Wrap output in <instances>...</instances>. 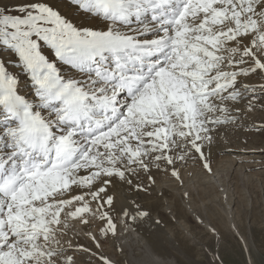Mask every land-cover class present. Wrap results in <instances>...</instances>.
Segmentation results:
<instances>
[{
	"label": "snow or ice",
	"instance_id": "1",
	"mask_svg": "<svg viewBox=\"0 0 264 264\" xmlns=\"http://www.w3.org/2000/svg\"><path fill=\"white\" fill-rule=\"evenodd\" d=\"M63 7L0 3V264H117L116 218L150 213L113 190L181 181L189 161L212 173L219 138L264 134V115L247 124L264 114V0Z\"/></svg>",
	"mask_w": 264,
	"mask_h": 264
},
{
	"label": "rangeland",
	"instance_id": "2",
	"mask_svg": "<svg viewBox=\"0 0 264 264\" xmlns=\"http://www.w3.org/2000/svg\"><path fill=\"white\" fill-rule=\"evenodd\" d=\"M51 1L68 13L65 0ZM14 3L6 0L3 4L11 10ZM261 115L257 112L247 124ZM209 159L212 173L204 171L198 161H189L180 168L181 181L154 172L156 182L147 193L113 190L118 209L135 200L150 213L145 220L158 225L152 235L164 251L155 252L149 235L131 221L126 228L117 217L118 235L102 241L103 254L117 264H210L213 254L223 264H264V134L250 127L235 130L228 138H219V147ZM79 242L91 246L86 237ZM77 259L90 264L86 255Z\"/></svg>",
	"mask_w": 264,
	"mask_h": 264
},
{
	"label": "bare ground",
	"instance_id": "3",
	"mask_svg": "<svg viewBox=\"0 0 264 264\" xmlns=\"http://www.w3.org/2000/svg\"><path fill=\"white\" fill-rule=\"evenodd\" d=\"M6 1V0H4ZM4 1L2 0V4L4 3ZM52 2V1H51ZM61 4V3H60ZM62 6V5H61ZM67 9V8H66ZM66 11V10H65ZM150 219V218H149ZM203 222V221H202ZM204 224V223H203ZM132 225L136 228L137 230H139L140 232H143L144 234H146L149 239L148 242L150 243L151 247L155 250V252L158 253H162V251H164V247L161 246L160 242L158 241L157 238H155L152 233H155L156 227L158 226L154 220H137L135 222H132Z\"/></svg>",
	"mask_w": 264,
	"mask_h": 264
}]
</instances>
